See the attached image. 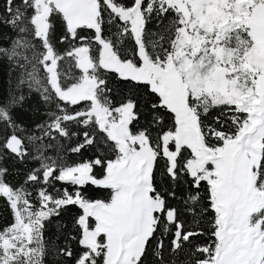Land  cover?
<instances>
[{
	"label": "snow or ice",
	"instance_id": "snow-or-ice-1",
	"mask_svg": "<svg viewBox=\"0 0 264 264\" xmlns=\"http://www.w3.org/2000/svg\"><path fill=\"white\" fill-rule=\"evenodd\" d=\"M0 27V264H264V0H0Z\"/></svg>",
	"mask_w": 264,
	"mask_h": 264
},
{
	"label": "trees",
	"instance_id": "trees-1",
	"mask_svg": "<svg viewBox=\"0 0 264 264\" xmlns=\"http://www.w3.org/2000/svg\"><path fill=\"white\" fill-rule=\"evenodd\" d=\"M152 27H153L152 25H149L150 30L152 29ZM5 34H8V29L0 27V45L6 44V41L2 38ZM60 34H61L60 28H59V25H57V37ZM57 47L61 51H63V49H65L67 47V45L66 44H58ZM9 79H10V76H9V69H8L7 63L0 61V94H5L8 91ZM113 88H114L113 95L115 96L116 95L115 84H113ZM24 94L27 97L28 93H27L26 87H25ZM37 105H38V97L35 95V93H33L32 97L30 99L26 100L23 109L20 110V115L23 119H25L26 122H30L32 119L35 118L33 110L37 107ZM213 114H215V113H213ZM48 154L54 155V153H52V152H49ZM92 155H93V150L85 148L80 155L69 154L68 158L71 160L88 159V158L92 157ZM5 166L8 167L9 171L12 173V175H10L8 177L9 180H12L13 182H15L18 179H22V176H20V177L16 176L15 172H16L17 165H15V163L13 161H7ZM35 166H36L35 164L28 165V167H35ZM97 171H99V169H97ZM56 187H57V189H62L63 187L71 188V185H66V184H62V183L58 182ZM89 192L94 193V192H97V190L94 187H90ZM105 195H106V193H103V192L97 193L98 198H103V196H105ZM66 218H67V214H65V219ZM10 219H11V217L9 215V212L3 206L2 202H0V226H3L6 223H8L10 221ZM54 225H55V220L53 221V224L49 226V230H48L49 236L53 235L55 232ZM166 243H167V241H166ZM151 252H152V248L150 247L149 248V256H148V259L145 261V264H151V261H152ZM46 264H52V257L50 255L48 257H46Z\"/></svg>",
	"mask_w": 264,
	"mask_h": 264
}]
</instances>
